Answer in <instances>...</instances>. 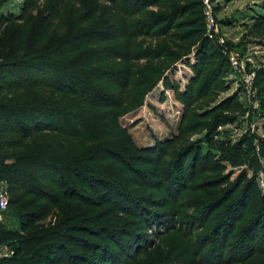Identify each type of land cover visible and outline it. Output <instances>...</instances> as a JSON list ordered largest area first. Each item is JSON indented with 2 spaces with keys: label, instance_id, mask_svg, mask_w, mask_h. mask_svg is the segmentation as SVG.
I'll return each mask as SVG.
<instances>
[{
  "label": "trees",
  "instance_id": "1",
  "mask_svg": "<svg viewBox=\"0 0 264 264\" xmlns=\"http://www.w3.org/2000/svg\"><path fill=\"white\" fill-rule=\"evenodd\" d=\"M9 1L0 0V177L8 181L7 210L21 200L13 199L12 192L32 197L15 210L23 232L53 210L58 213L46 230L24 234L0 227V242L14 251L0 264H121L123 256L133 260L144 238L124 232L110 218L109 207L126 221L172 230L170 207L182 201L201 154L193 156L191 174L186 175L192 147L181 150L166 168L169 142L166 152L161 143L140 151L133 143H115L113 136L121 135L119 118L139 102L141 106L159 81L166 89L174 88L165 74L181 62L194 77L184 93L176 90L178 100L191 108L218 94L230 61L207 34L204 0H86L79 12L97 4L76 20L60 11L35 13L40 0H24L19 14H2ZM261 16L253 28L264 34ZM13 27L16 34L10 41L6 31ZM147 39L155 42L147 46ZM258 77L264 99V69ZM236 99L229 97L214 108L224 113L217 118L218 126L231 121L225 114L234 110ZM100 121L104 128L99 125L98 130ZM148 189L162 191L160 206L151 207L154 200H145L151 195ZM253 190L251 185L230 204L232 194L213 202L224 211L209 243L220 239L228 248L232 237L242 240L227 258L217 249L218 240L213 241L211 250L203 249L205 264H251L264 255V205L258 208ZM73 202L93 212L89 225L76 224L86 214L76 213L79 206L73 208ZM251 203L259 215L243 228ZM26 207L38 208L27 212ZM91 236L108 243L96 246Z\"/></svg>",
  "mask_w": 264,
  "mask_h": 264
},
{
  "label": "rangeland",
  "instance_id": "2",
  "mask_svg": "<svg viewBox=\"0 0 264 264\" xmlns=\"http://www.w3.org/2000/svg\"><path fill=\"white\" fill-rule=\"evenodd\" d=\"M23 1L10 0L1 13L6 14L10 11L19 14ZM82 1L86 0H51L47 4L44 0H40V10L34 12L42 11L48 14L60 11L71 20H76L79 15L90 13L97 4L92 3L79 12L78 8L82 5ZM109 5L106 3L104 6ZM210 5L217 27L208 36L227 52L224 55L230 61V68L219 86L218 94L203 99L199 103L200 106L198 104L191 108L178 100L176 90L184 93L191 78L194 77L191 68L181 62L177 64V70L168 69L165 74L169 76L174 88L166 89L164 81H159L151 92L144 95L141 106H138L139 102L119 118L122 132L121 135H114L113 141L119 145L133 143L140 151L158 146V143H161L160 147L165 149L169 147V142L170 156L166 158L168 164L165 163V167L172 165L181 150L192 147L186 172V175H189L193 156L201 154L199 164L187 182V189L181 193L182 201L170 207V212L173 213L172 230L163 232L164 229L160 231L145 221L133 223L126 221L120 212L109 207L110 218L113 216L114 223L123 228L124 232H134L144 238L142 249L133 251V260L123 256L121 264H205L207 262L204 254L215 246L212 243L215 240H218L217 249L224 250V257L227 258L233 246H239L242 237H232L228 248L220 244V239L209 243L208 238L214 235L215 226L221 218L220 212L224 211L223 208L216 209L213 202L232 194L228 203H233L252 185L258 197L256 203L258 208L260 203L264 205V99L260 85L256 81L259 78V71L264 69V34L253 28L258 18L264 15V0H210ZM16 29L13 27L6 31L10 41L14 40ZM151 42L155 40L147 39L145 44L148 46ZM190 60L194 63L193 54ZM234 61L241 66L234 67ZM142 63L148 64L146 61ZM251 74H255L252 87L254 95H250L245 87V82ZM229 97L237 98L234 100V110L225 114L231 121L218 126L217 118L224 113L214 111V108ZM101 124V121L96 123L95 128L98 129L99 125L104 128ZM147 192L151 195L145 200H154L149 201L151 207L160 206V200L162 198L164 200L162 191L158 193L153 189L152 193L148 189ZM12 198H21V200L19 203H12L9 210L0 214L2 229L28 234L34 228L37 229L36 231L40 228L46 230L55 221L57 210H53L51 215L33 225L29 231H20V219L15 215V210L32 197L26 196L25 192L14 191ZM76 205L79 206L76 213L86 214L79 217L76 224L89 225L88 218L93 212L84 203H72L73 208ZM48 207L46 206V209H49ZM252 207L251 203L246 210L245 214L248 217L240 224L243 228L251 219L259 215L258 208L253 207L251 210ZM35 208L38 207L31 209L26 207L25 210L28 212ZM42 209L41 207L38 211ZM98 210L97 206L94 212ZM203 210L205 211L202 212ZM203 213H206V216ZM260 234L261 230L257 236ZM90 239L96 246L108 243L102 237L91 236ZM256 243L258 242L255 241L254 244ZM262 244V242L258 243V245ZM0 245L13 250V246L7 242H0ZM75 247V244L71 245V248ZM79 248L81 253H86L82 246ZM203 249L206 251L204 252ZM92 255L95 258L99 256ZM251 264H264V255L259 256V261L255 263L251 261Z\"/></svg>",
  "mask_w": 264,
  "mask_h": 264
},
{
  "label": "built area",
  "instance_id": "3",
  "mask_svg": "<svg viewBox=\"0 0 264 264\" xmlns=\"http://www.w3.org/2000/svg\"><path fill=\"white\" fill-rule=\"evenodd\" d=\"M204 6H205L204 8L206 14L207 34L209 35L214 29H216L217 23L212 14L210 0H204ZM223 52L225 53L226 51L223 49ZM233 65L236 68L241 66L240 63H238L237 61H234ZM242 71L243 70H240V72ZM254 78H255V74H251L250 76H248V79L245 82L246 90L250 95H254L252 91ZM9 205H10V193L8 189V181L0 177V214L6 211ZM13 254H14L13 250L9 249L5 245H0V262L6 258H10L11 256H13Z\"/></svg>",
  "mask_w": 264,
  "mask_h": 264
}]
</instances>
